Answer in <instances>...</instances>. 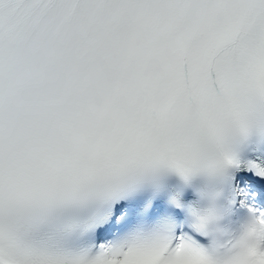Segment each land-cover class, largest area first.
I'll return each mask as SVG.
<instances>
[{
    "label": "snow or ice",
    "instance_id": "1",
    "mask_svg": "<svg viewBox=\"0 0 264 264\" xmlns=\"http://www.w3.org/2000/svg\"><path fill=\"white\" fill-rule=\"evenodd\" d=\"M0 264H264V0H0Z\"/></svg>",
    "mask_w": 264,
    "mask_h": 264
}]
</instances>
